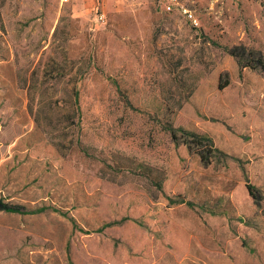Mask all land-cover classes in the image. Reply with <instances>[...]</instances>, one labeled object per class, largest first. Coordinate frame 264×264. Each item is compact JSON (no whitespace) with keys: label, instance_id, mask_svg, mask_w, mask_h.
Wrapping results in <instances>:
<instances>
[{"label":"rangeland","instance_id":"rangeland-1","mask_svg":"<svg viewBox=\"0 0 264 264\" xmlns=\"http://www.w3.org/2000/svg\"><path fill=\"white\" fill-rule=\"evenodd\" d=\"M123 1L0 0V264H264V0Z\"/></svg>","mask_w":264,"mask_h":264},{"label":"trees","instance_id":"trees-1","mask_svg":"<svg viewBox=\"0 0 264 264\" xmlns=\"http://www.w3.org/2000/svg\"><path fill=\"white\" fill-rule=\"evenodd\" d=\"M241 50H243L244 52H240ZM232 48L228 50V54L237 58L239 67L241 69H245L248 68L250 70H257L261 67H263V62L262 59L260 57V51L258 50H250L247 51V54L245 53V49L244 48ZM38 75L37 72L32 73V78ZM43 75H46V72L43 73ZM60 76V75H57ZM114 85L117 89V91L119 93L122 92V90L120 89V86L114 82ZM224 86H220L219 88L222 89ZM124 93V91L122 92ZM75 104L76 101L73 102V105H71L70 103V109H72L71 113L68 114L67 116V126L66 127H71L72 125H74V118H75V112L73 111V109L75 108ZM30 114L33 117V119L35 120V123L37 121L36 115L35 113L32 111V109H30ZM171 128V127H170ZM178 132H181L185 135H187L188 137V141L186 142L188 149L190 150V148L192 147L191 145L195 146L196 149L199 148H203L205 147L203 144V141L205 142H210L211 140L206 137V136H202V135H198L194 132H189V131H185L181 128L176 129ZM171 135L173 137V139L176 138V134H175V130L173 128L170 129ZM53 145L57 148H59V146L61 145V142H53ZM206 153V151H204ZM198 155L200 157V160L203 164H208L210 163L209 159H207L202 152H199L198 150ZM112 161H114V165H115V169L116 170H124V169H129V170H134L136 171L139 175L143 176L147 181H149L150 184H152L154 187H156L158 190H160L162 188V182L164 180V174L162 171L155 169L152 166H148V165H143L140 163H136L135 161L128 159V158H123V159H113ZM127 166V167H126ZM130 166V167H128ZM248 192L249 194L253 197V199L256 200V193H255V188L253 186L248 185L247 186ZM179 203H184V202H179ZM187 205L191 206L190 203H187ZM0 212H5V213H19V214H23L24 210L22 207L20 206H16V205H11L9 203L3 202L0 200Z\"/></svg>","mask_w":264,"mask_h":264},{"label":"crops","instance_id":"crops-1","mask_svg":"<svg viewBox=\"0 0 264 264\" xmlns=\"http://www.w3.org/2000/svg\"><path fill=\"white\" fill-rule=\"evenodd\" d=\"M74 2L73 10L77 17L94 16L100 11L99 16L104 13L119 12L122 10L123 0H72ZM15 81V80H14ZM16 82V81H15ZM17 84V82L15 83Z\"/></svg>","mask_w":264,"mask_h":264},{"label":"built area","instance_id":"built-area-1","mask_svg":"<svg viewBox=\"0 0 264 264\" xmlns=\"http://www.w3.org/2000/svg\"><path fill=\"white\" fill-rule=\"evenodd\" d=\"M170 1L175 2L176 0H170ZM182 13L193 26H195V27L198 26V22H197L196 18L192 15V13L189 10L184 8L182 10ZM102 17L103 16H100V18H102Z\"/></svg>","mask_w":264,"mask_h":264}]
</instances>
